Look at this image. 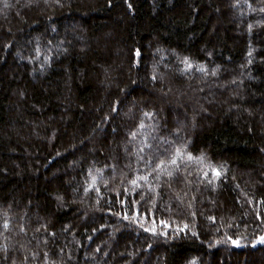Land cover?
Returning a JSON list of instances; mask_svg holds the SVG:
<instances>
[{
  "label": "trees",
  "instance_id": "1",
  "mask_svg": "<svg viewBox=\"0 0 264 264\" xmlns=\"http://www.w3.org/2000/svg\"><path fill=\"white\" fill-rule=\"evenodd\" d=\"M261 237L264 0H0V264H264Z\"/></svg>",
  "mask_w": 264,
  "mask_h": 264
},
{
  "label": "rangeland",
  "instance_id": "2",
  "mask_svg": "<svg viewBox=\"0 0 264 264\" xmlns=\"http://www.w3.org/2000/svg\"><path fill=\"white\" fill-rule=\"evenodd\" d=\"M258 245H263L264 246V242H261V239L255 244V246H258Z\"/></svg>",
  "mask_w": 264,
  "mask_h": 264
},
{
  "label": "snow or ice",
  "instance_id": "3",
  "mask_svg": "<svg viewBox=\"0 0 264 264\" xmlns=\"http://www.w3.org/2000/svg\"><path fill=\"white\" fill-rule=\"evenodd\" d=\"M261 242H264V237H261ZM234 244H238V241H233Z\"/></svg>",
  "mask_w": 264,
  "mask_h": 264
}]
</instances>
